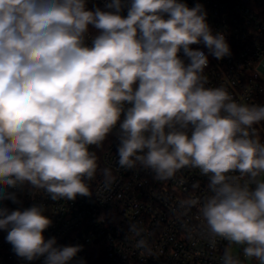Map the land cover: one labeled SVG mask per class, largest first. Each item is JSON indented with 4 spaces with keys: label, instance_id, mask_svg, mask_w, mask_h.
I'll use <instances>...</instances> for the list:
<instances>
[{
    "label": "clouds",
    "instance_id": "1",
    "mask_svg": "<svg viewBox=\"0 0 264 264\" xmlns=\"http://www.w3.org/2000/svg\"><path fill=\"white\" fill-rule=\"evenodd\" d=\"M207 15L184 0H106L103 9L87 0H0V202L19 204L8 189L26 186L53 202L91 197L98 163L90 146L114 133L120 168L150 169L159 180L199 169L210 194L180 208H197L211 247L221 238L264 264V143L254 127L264 104L207 86L209 56L232 55ZM101 171L109 187L111 170ZM45 213L38 203L0 206V230L25 261L73 264L83 246L46 238L53 222ZM135 246L151 254L146 238ZM221 264L241 261L225 250Z\"/></svg>",
    "mask_w": 264,
    "mask_h": 264
},
{
    "label": "built area",
    "instance_id": "2",
    "mask_svg": "<svg viewBox=\"0 0 264 264\" xmlns=\"http://www.w3.org/2000/svg\"><path fill=\"white\" fill-rule=\"evenodd\" d=\"M105 2L87 0V7L103 9ZM184 2L189 7L197 2L203 4L213 31L223 32L231 48L232 55L222 60L209 56L205 69L207 86H224L239 103L264 104V0ZM123 14L127 15V8ZM90 31L95 34L94 29ZM192 47L207 54L203 45ZM254 127L264 143V121ZM117 143L113 133L101 147L90 146L98 163L97 175L90 182L91 197L53 202L42 190L26 186L23 191L8 189L16 192L19 204L7 200L0 206L15 210L33 203L45 205V214L53 222L45 237H56L59 245L83 246L73 264L81 259L85 264H221L230 243L217 238L216 247H211L197 208H180L182 200L203 199L210 194L208 177L192 167L180 169L167 180L156 179L150 169L140 166L120 168ZM104 168H109L114 177L109 187L105 186L101 171ZM132 224L143 230L141 237L147 239L151 254L135 246L141 237L129 231ZM6 236L7 232L0 230V264H43V258L28 262L17 257Z\"/></svg>",
    "mask_w": 264,
    "mask_h": 264
},
{
    "label": "rangeland",
    "instance_id": "3",
    "mask_svg": "<svg viewBox=\"0 0 264 264\" xmlns=\"http://www.w3.org/2000/svg\"><path fill=\"white\" fill-rule=\"evenodd\" d=\"M258 179L264 180V173H262ZM227 250H229L235 257H237L241 264H259V261H257L255 258H247L243 254V246L235 245V244H229L227 245Z\"/></svg>",
    "mask_w": 264,
    "mask_h": 264
},
{
    "label": "trees",
    "instance_id": "4",
    "mask_svg": "<svg viewBox=\"0 0 264 264\" xmlns=\"http://www.w3.org/2000/svg\"><path fill=\"white\" fill-rule=\"evenodd\" d=\"M89 9H92L93 7H88ZM96 246H98V244H94V247H96ZM100 256H101V254H100Z\"/></svg>",
    "mask_w": 264,
    "mask_h": 264
}]
</instances>
